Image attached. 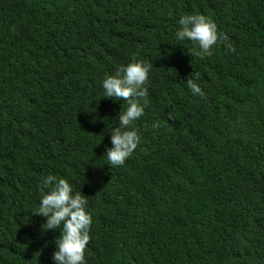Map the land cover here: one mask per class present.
Listing matches in <instances>:
<instances>
[{
    "label": "trees",
    "instance_id": "1",
    "mask_svg": "<svg viewBox=\"0 0 264 264\" xmlns=\"http://www.w3.org/2000/svg\"><path fill=\"white\" fill-rule=\"evenodd\" d=\"M194 14L235 53L190 55ZM133 56L149 103L114 167L128 104L102 82ZM49 174L89 197L86 264H264V0H0V264H56L63 225L34 214Z\"/></svg>",
    "mask_w": 264,
    "mask_h": 264
},
{
    "label": "clouds",
    "instance_id": "2",
    "mask_svg": "<svg viewBox=\"0 0 264 264\" xmlns=\"http://www.w3.org/2000/svg\"><path fill=\"white\" fill-rule=\"evenodd\" d=\"M179 24L182 27L175 33L176 39L188 40L193 44L190 55L200 58L211 56L212 48L218 43L224 44L228 52L236 51L228 36L218 32L216 23L204 15L183 16ZM152 67L153 64H145L133 56L127 66H120L114 75L106 76L102 82L105 98L123 100L128 104L126 110L119 114V127L111 130L113 147L107 149L105 155L111 166H123L140 144L141 137L132 125L148 106L149 93L146 85ZM196 79H199V74ZM186 85L193 95L202 98L205 96L195 80L188 78ZM153 127H159V124H154ZM40 190L42 198L39 209L34 214L46 218L42 229L46 232L60 229L63 225L59 238L56 239L54 261L56 264H86L85 249L90 243L92 223V217L86 211L89 197L81 191L73 194L72 185L66 179L51 174L43 179Z\"/></svg>",
    "mask_w": 264,
    "mask_h": 264
}]
</instances>
